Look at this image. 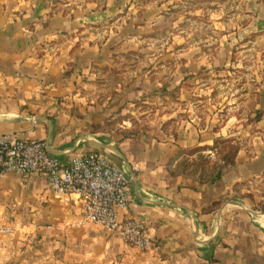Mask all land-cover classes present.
Masks as SVG:
<instances>
[{"label":"crops","instance_id":"obj_1","mask_svg":"<svg viewBox=\"0 0 264 264\" xmlns=\"http://www.w3.org/2000/svg\"><path fill=\"white\" fill-rule=\"evenodd\" d=\"M132 1L0 0V135L42 140L61 163L92 151L109 158L129 179L121 217L141 223L153 245L76 225L78 195L53 193L38 174L23 181L8 172L0 175V227L12 231L0 232V264H264V113L247 124L228 109L214 130L182 119L166 94L150 97L143 67L113 57L140 47L123 13ZM117 12L122 27L109 32ZM147 113L153 118L123 124L127 114ZM229 136L240 148L218 178L169 173L178 149Z\"/></svg>","mask_w":264,"mask_h":264},{"label":"rangeland","instance_id":"obj_2","mask_svg":"<svg viewBox=\"0 0 264 264\" xmlns=\"http://www.w3.org/2000/svg\"><path fill=\"white\" fill-rule=\"evenodd\" d=\"M136 1L123 13L129 17L126 21L135 23L127 31L135 33L134 43L140 47L113 57L143 67L150 97L167 101L166 94L169 102L180 103L182 119L191 115L214 130L225 121L228 109L247 124L258 121V114L262 117L264 0H142L145 5ZM121 13L109 14L106 30L122 27ZM153 78L160 84H152ZM142 101L135 100L134 107L154 106ZM140 115L153 118L150 113L127 114L123 124L130 127ZM229 138L238 143L234 136ZM215 151L203 153L212 158Z\"/></svg>","mask_w":264,"mask_h":264},{"label":"built area","instance_id":"obj_3","mask_svg":"<svg viewBox=\"0 0 264 264\" xmlns=\"http://www.w3.org/2000/svg\"><path fill=\"white\" fill-rule=\"evenodd\" d=\"M138 169L136 165L133 166ZM12 172L27 181L38 174L47 179L50 190L58 195L76 194L82 199V214L76 225L94 223L105 226L131 246L148 249L153 239L138 221L121 217L129 202L126 171L109 158L92 151L75 154L61 163L48 152L42 140L0 135V175ZM9 227H0L9 233Z\"/></svg>","mask_w":264,"mask_h":264},{"label":"trees","instance_id":"obj_4","mask_svg":"<svg viewBox=\"0 0 264 264\" xmlns=\"http://www.w3.org/2000/svg\"><path fill=\"white\" fill-rule=\"evenodd\" d=\"M261 115H256L255 120H259ZM234 139L229 137H215L212 145L192 146L178 149L175 156L167 161V169L173 176H192L201 182L210 180L212 177L218 178L224 167L232 165L235 161L239 144H234ZM208 149H216L211 158L203 153ZM199 154L197 160H189L190 156Z\"/></svg>","mask_w":264,"mask_h":264}]
</instances>
